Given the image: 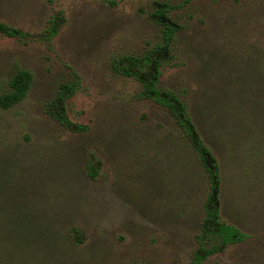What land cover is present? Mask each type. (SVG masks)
<instances>
[{
    "label": "rangeland",
    "instance_id": "obj_1",
    "mask_svg": "<svg viewBox=\"0 0 264 264\" xmlns=\"http://www.w3.org/2000/svg\"><path fill=\"white\" fill-rule=\"evenodd\" d=\"M160 3L180 26L160 86L192 107L220 165L221 220L244 237L203 264H264V0H0V23L26 33L0 35V95L17 69L32 74L24 99L0 108L2 224L33 216L34 234L43 230L37 250L17 252L42 255V264H190L208 175L172 117L111 68L113 57L160 41L151 19ZM72 72L80 83L64 112L86 132L45 112ZM239 89L249 100L243 116L232 101L202 107ZM90 153L100 163L95 178L86 173Z\"/></svg>",
    "mask_w": 264,
    "mask_h": 264
},
{
    "label": "trees",
    "instance_id": "obj_2",
    "mask_svg": "<svg viewBox=\"0 0 264 264\" xmlns=\"http://www.w3.org/2000/svg\"><path fill=\"white\" fill-rule=\"evenodd\" d=\"M192 0H184L189 3ZM171 6L166 3L158 4L151 14L152 21L161 27L160 41L153 45L150 49L140 56L126 55L113 57L111 68L114 73L124 77L133 78L141 85L138 92L139 99L148 100L164 109L174 120L176 126L180 129L188 143L189 149L199 159L203 165L209 179L210 192L204 202V218L200 224L199 231L195 235L197 247L192 254L190 264H203L204 260L209 256L222 251L226 246L237 243L244 238L236 227L226 224L220 217L219 203V186H220V165L217 157L214 155L210 146L201 136L195 119L193 117V109L185 99L177 92L164 89L160 86V78L162 67L173 59L172 43L176 38V33L180 30V26L168 17ZM57 19L54 17L50 21L48 28V39L55 36L57 32ZM0 35L11 38H24L26 33L22 30L0 23ZM264 78V67L262 71ZM237 82H242L243 77L239 76ZM32 82V74L26 69H17L9 80L8 91L0 95V108L9 109L19 103L26 96ZM79 76L72 72V78L69 82L59 86L55 96L49 101L45 112L48 116L55 119L64 129L69 132H86L87 127L73 123L69 120L64 112L65 102L71 97L79 87ZM244 91L239 89L230 99L210 98L205 106L206 108L222 109L231 102L234 113L243 116L249 100L243 95ZM255 107V102L252 103ZM199 108L196 107V109ZM195 109V110H196ZM252 114V111L249 110ZM244 122V119H242ZM249 128H245L243 134H249ZM254 145V143H252ZM87 176L95 178L100 170V163L95 156L90 153L87 164L85 166ZM8 207L5 203L0 206V264L8 261L10 264H42L44 256L34 254L32 258L26 256L25 252H17L16 249L22 246H32L31 250L39 247L42 231L37 232L35 222L31 221L33 216L23 217L14 215V221L10 224H2L3 218L8 217L7 211L3 213L4 208ZM3 217V218H2ZM17 217V218H16ZM8 219V218H7ZM80 235L77 233V236ZM79 237L74 238V242L82 243ZM45 259H48L46 257Z\"/></svg>",
    "mask_w": 264,
    "mask_h": 264
}]
</instances>
